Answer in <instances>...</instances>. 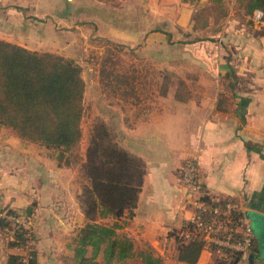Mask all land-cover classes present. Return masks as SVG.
Wrapping results in <instances>:
<instances>
[{
	"label": "crops",
	"instance_id": "crops-1",
	"mask_svg": "<svg viewBox=\"0 0 264 264\" xmlns=\"http://www.w3.org/2000/svg\"><path fill=\"white\" fill-rule=\"evenodd\" d=\"M63 2L55 21L80 17L66 29L68 39L99 43L82 62L64 56L82 68L84 108L87 90L95 88L100 106L94 119L106 123L143 164L134 214L117 231L132 243L127 262L143 264L140 254L150 252L160 264H214L205 246L195 263L178 258L176 234L185 238L194 210L179 168L195 157L204 194L231 197L252 226L253 246L236 264H264V20H252L237 0H222V18L211 13V0ZM202 9L210 15L194 28ZM24 10L18 0H0V39L20 45ZM154 70L193 74L196 82L185 84L190 95L178 97L176 85L151 80ZM84 71L95 80L92 88ZM85 150L76 160L69 153L60 159L58 150L0 125V209L23 213L32 206L35 264H74L73 238L86 222L78 200L88 182ZM9 240L0 230V264H7L8 254L24 253L9 247Z\"/></svg>",
	"mask_w": 264,
	"mask_h": 264
},
{
	"label": "trees",
	"instance_id": "trees-1",
	"mask_svg": "<svg viewBox=\"0 0 264 264\" xmlns=\"http://www.w3.org/2000/svg\"><path fill=\"white\" fill-rule=\"evenodd\" d=\"M211 1L214 3L211 13L222 18L226 14L220 13L224 9L222 0ZM237 1L245 14L252 16L260 11L264 20V0ZM208 15L210 11L204 9L198 12L194 28L203 27ZM84 91L82 68L74 59L0 39V125L15 130L26 140L58 150L61 159L81 141ZM114 138L111 128L102 120L96 121L90 129L83 162L88 182L78 196L86 222L73 238L74 264H131L127 258L132 254V243L117 231L123 227L125 219L134 214L144 169L142 162ZM200 198L210 202L212 197L202 192ZM2 210L7 214L16 213L10 208L0 209V212ZM32 210L30 206L23 213L31 217ZM106 217L115 220L112 223L98 221ZM192 228L188 222L186 229ZM0 230L9 237V247L23 248L32 241L27 250L28 262L35 264L31 229L0 216ZM176 240L179 260L195 263L204 245L202 239L197 234L186 239L179 233ZM209 248L214 264H236L243 256L241 252ZM140 256L143 264H160V259L150 252ZM22 257L21 253L8 254L7 264H23Z\"/></svg>",
	"mask_w": 264,
	"mask_h": 264
},
{
	"label": "rangeland",
	"instance_id": "rangeland-1",
	"mask_svg": "<svg viewBox=\"0 0 264 264\" xmlns=\"http://www.w3.org/2000/svg\"><path fill=\"white\" fill-rule=\"evenodd\" d=\"M20 4L24 5L26 10H24V18L26 22L24 36L18 38L20 45L32 49V50H38V51H47L56 53L62 56H69L73 57L74 59L81 61L85 59L86 54H90L92 51L96 50V45L98 46L99 43L97 41L95 42H84L80 43L83 44L84 48L83 50L80 49L79 45L76 40L70 41L68 39V36L66 35V29L71 24L72 20L78 21L80 17L72 16L70 15V18L68 22H66L67 19L65 16L58 17L61 19H56L58 21H55L54 15H57L60 12H63L65 9V5L63 0H18ZM110 2H114L115 0H108ZM57 3V4H56ZM73 5H69L68 9L69 12L72 13L73 11ZM56 7V8H55ZM55 8V11H53ZM226 8V7H225ZM224 8V9H225ZM222 9L220 13L227 12V8L224 10ZM22 12V11H21ZM84 41H86V36ZM173 52V54H178V51L171 50L170 53ZM138 60V58H137ZM139 60L137 61V63ZM148 64V62H147ZM93 64L91 63V66ZM143 65V61H140L138 63V66ZM192 68V67H191ZM190 68V69H191ZM156 71H153V74ZM152 74V75H153ZM151 75V80L154 82H163L166 85H176L177 91L176 94L178 97L186 98L188 95H190V91L187 90V86H185L186 83L193 84L196 82V78L193 74L188 73L186 76H178L176 74L172 73H164V74H154L153 77ZM84 76L87 81L88 87L93 86L95 83V80H91L94 83L90 81V78L92 74H89L88 72L84 71ZM184 78H182V77ZM137 79H139V74L137 75ZM140 81V79H139ZM143 82V80H141ZM165 91V90H164ZM164 91H162L164 93ZM110 97L107 96L105 99H109ZM100 106V102L97 101V91L88 89L86 92V106L84 108V114L81 121V130H82V137L81 141L79 143V148L74 151V153H70L69 156L72 157L74 160L76 157H79L81 151L80 148L87 147L89 135H90V129L92 128L93 124L96 121H99L100 119H94L96 116V112ZM95 116V117H94ZM112 133L115 135L113 130L111 129ZM116 137V136H115ZM115 139V138H114ZM117 140V139H115Z\"/></svg>",
	"mask_w": 264,
	"mask_h": 264
},
{
	"label": "built area",
	"instance_id": "built-area-1",
	"mask_svg": "<svg viewBox=\"0 0 264 264\" xmlns=\"http://www.w3.org/2000/svg\"><path fill=\"white\" fill-rule=\"evenodd\" d=\"M251 18L260 22L262 13L255 11ZM179 180L185 193L193 198L194 210L189 219L193 228L186 229L185 238L188 239L191 234H197L204 243L203 247L215 246L218 251H236L242 254L249 252L253 243V231L240 206L223 196H214L210 198V202L200 198L203 187L195 157L188 158L181 164ZM0 216L18 226L30 229V216L24 213L7 214L5 210H2ZM29 245L22 248L23 264H29L27 254Z\"/></svg>",
	"mask_w": 264,
	"mask_h": 264
},
{
	"label": "water",
	"instance_id": "water-1",
	"mask_svg": "<svg viewBox=\"0 0 264 264\" xmlns=\"http://www.w3.org/2000/svg\"><path fill=\"white\" fill-rule=\"evenodd\" d=\"M251 216H252V220H253V222H257L256 217H255L254 215H251Z\"/></svg>",
	"mask_w": 264,
	"mask_h": 264
}]
</instances>
